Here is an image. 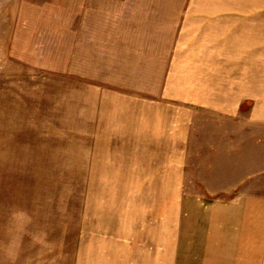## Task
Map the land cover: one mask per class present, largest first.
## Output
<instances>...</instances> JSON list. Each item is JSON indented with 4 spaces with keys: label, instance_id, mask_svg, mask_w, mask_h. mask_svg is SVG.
<instances>
[{
    "label": "rangeland",
    "instance_id": "obj_1",
    "mask_svg": "<svg viewBox=\"0 0 264 264\" xmlns=\"http://www.w3.org/2000/svg\"><path fill=\"white\" fill-rule=\"evenodd\" d=\"M245 196L264 0H0V264H264Z\"/></svg>",
    "mask_w": 264,
    "mask_h": 264
},
{
    "label": "crops",
    "instance_id": "obj_2",
    "mask_svg": "<svg viewBox=\"0 0 264 264\" xmlns=\"http://www.w3.org/2000/svg\"><path fill=\"white\" fill-rule=\"evenodd\" d=\"M250 81V77L248 79ZM208 96L200 98V105L206 108H219V103L214 99V89L207 88ZM218 104V105H217ZM256 119V117H254ZM225 211V218L231 221L232 226L231 247L241 253L264 250V199L253 197H239L233 203L219 206ZM229 223V222H228ZM258 256V255H256Z\"/></svg>",
    "mask_w": 264,
    "mask_h": 264
}]
</instances>
